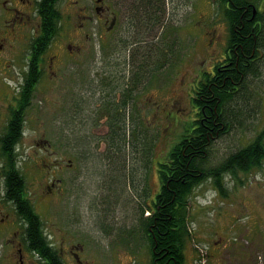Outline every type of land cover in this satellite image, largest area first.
<instances>
[{"label": "rangeland", "instance_id": "1", "mask_svg": "<svg viewBox=\"0 0 264 264\" xmlns=\"http://www.w3.org/2000/svg\"><path fill=\"white\" fill-rule=\"evenodd\" d=\"M74 1L65 0L62 4L64 20L67 19L70 23L74 20L77 7L74 6ZM86 1L88 0H79L78 4L81 5ZM166 1L169 11L168 15L165 14L163 17V19L166 16L169 18L166 27L169 23L180 26L186 19L191 21L194 30L186 24V29L192 31L190 34L179 27L175 34L172 35V32L166 34L164 40L166 45L172 42L173 52L180 54L183 52L182 60L176 62L174 70V66L169 62L168 64L171 63L173 67L169 66L167 69L164 67L163 70L157 71L156 77L160 76L163 84L156 79L153 81L154 86H151L152 83L150 86L146 84L143 93L145 97H139L138 106L141 108V102L150 95H152L151 99L158 100L161 104L176 95L172 110L177 108L183 111L182 106L186 105L188 111L184 114L186 117H191L194 110L191 102L195 87L193 79L201 78L199 69L207 66L212 58L217 57L210 55L209 59L205 53L208 38L202 36L200 29L197 28V24L201 23L202 19L199 11L206 12L208 9L211 12L209 6L212 7L211 3L215 5V2L209 0L210 5L207 7L204 0L202 3L200 0ZM109 2L112 6H118L115 0ZM126 2L131 4L133 0ZM124 16L120 14L112 35L113 41L122 44L120 52L122 56L114 54L116 48L113 45L110 47L105 43H99L96 38L91 42L90 54L86 55L87 44L83 42L82 52L76 58L80 64H84V71L80 73L82 81L80 80L76 85L70 69L68 73H64L61 88L55 83H48L45 92L46 114L42 116L48 121L47 137L52 142L53 148L59 150L61 143L62 156L66 160L73 157L74 147H78L81 165L77 172L80 186H75L74 191L68 192L62 200H57L56 197L50 199L45 213L41 214L45 225L44 231L47 234L51 233L50 239L54 238L57 244L61 238L78 241L82 247L81 249L80 245L78 246L80 255L85 259L86 264H150L140 202H144V207H147V202L150 200L148 195H151L147 193L156 190L158 178L154 174L155 171L152 172L151 165L144 169L145 160L143 162V158L139 156L142 154V151L138 150L140 145L137 146L132 133L128 131L131 122L127 113H125L128 128L126 135H129L130 140H125V144L123 142V146L126 147L125 153L115 156L112 149L109 156L113 157L115 160L113 163L117 165L107 167L101 162L103 158H107L104 157L105 152L95 147V152L92 153L89 147L93 143L100 148H107L110 144L111 147L114 140L109 135L112 133L120 136V130L111 129L109 126L106 137L96 136L93 128L102 125L105 118L97 116L96 121L88 111L92 110L96 101L101 99V88H98V85L100 81H104L105 73L109 72L111 64L115 65L123 59L126 63L123 83L130 80V71L127 69L131 68L132 64L127 65L126 54L129 52L128 49L130 51L132 49L129 42L124 44L125 42L120 39L131 32L130 27L124 25ZM219 20L220 18L216 16V21ZM69 29L71 30V26ZM103 29L102 26H98L93 31L100 35L103 34ZM84 30L80 29L82 40ZM160 32L161 29L157 28L155 35ZM223 45L220 44L221 47ZM261 50L258 73L254 77L249 76L252 98L248 99L246 104L239 103L240 100L236 98L228 105V113L238 115L239 121H235L233 125L237 129L212 141L208 151L209 162L206 165H214L222 155L226 156L232 150L245 146L264 126V44ZM218 52L219 49L215 54L218 55ZM167 55L168 60L173 57L171 52H167ZM186 59L188 61H185ZM185 68L189 70L185 72ZM167 75L171 76V80ZM183 77L185 81H181ZM67 80L69 81L66 82ZM83 96L86 99H82ZM76 99L85 102V104L80 103L81 109L77 115L73 110L77 103L74 104L73 101ZM138 106L135 103L133 109L139 110ZM242 106L251 110L250 118H243ZM66 109L68 111H65ZM144 116L146 117L143 118L144 122L149 125L147 133L159 132L158 138L154 141L155 146H159L157 147L159 151L165 150L164 146L167 143L165 139L168 141V137L163 126L167 119L162 114L154 119L152 113L148 114L146 111ZM61 122L63 123L62 139L59 133L56 134ZM169 128L173 129V125H169ZM126 138L128 139V136ZM116 145L113 147L119 150L118 138ZM121 161H123L122 165H118ZM247 170L249 172L239 173L238 183L231 184L233 187L230 186L225 197L216 194L214 189L209 188L208 183H203L192 191L187 204L189 208L187 228L190 236L185 242V264H264V221L261 218L264 213V158L260 165L252 166ZM71 175L68 173L67 177ZM68 189L71 191L72 186L69 185ZM62 205H64L63 210H61ZM74 207H78L79 211L77 212ZM69 210L77 213L71 214ZM147 213L148 211L144 209L143 215ZM224 248H226L223 254L225 259H222L220 252ZM240 250L245 251L240 252Z\"/></svg>", "mask_w": 264, "mask_h": 264}, {"label": "flooded vegetation", "instance_id": "2", "mask_svg": "<svg viewBox=\"0 0 264 264\" xmlns=\"http://www.w3.org/2000/svg\"><path fill=\"white\" fill-rule=\"evenodd\" d=\"M44 1L0 0V264H50L51 261L47 256H42L37 248L30 247L27 233L29 222L26 216L32 213L43 214L50 199L56 197L57 200H62L68 192L74 191L75 186H80V179L77 174L81 165L78 147H74L73 157L66 160L62 156L61 143L59 150L52 147L53 144L47 137L48 121L42 115L46 114L45 92L48 83H55L61 88L64 73H68L70 69L76 85L82 79L80 73L84 71V64H80L76 58L82 52L83 42L87 44L86 55L90 54L91 42L95 38L99 40V43H105L110 47L113 45L116 48L114 54L121 55L122 44L113 41L112 35L120 14L125 15L124 25L125 27L129 26L131 32H128L129 35L126 34L125 38L120 39L125 42L124 44L129 42L131 45L132 50L128 49L133 60L131 77L128 80L129 84L123 83L122 78L125 76L126 63L122 59L115 65L111 64V69L105 73L104 81L99 82L98 88H101V99L96 101L97 103L92 110L88 111L96 121L98 117L105 118L102 125L93 128L98 137H106L109 127H111L108 120L111 113L117 114L116 118L127 113L130 119H138V124L142 126V119L146 118L144 111L148 114L152 113L154 119L162 114L167 119L166 125H164L165 132L170 136L172 129L169 128V125H173L174 128L176 122L182 117L191 120L196 119L197 108L200 105L197 104L194 94L199 92L198 84L200 82L216 84L215 81L222 76L224 77L230 69L229 67L233 64V54H235L234 45L231 46L230 23L227 18H224V9L220 6L221 0H218L217 16L220 18L219 21L214 20L208 9L206 12L200 10L202 19L201 23H198V28H200L202 35L208 38L205 53L209 59L210 55L217 57L212 58L207 66L199 69L201 78L193 79L195 87L191 96V102L194 106L192 116H185L184 113L188 111L186 105L182 106L183 111L177 108L172 110L176 95L173 99L166 101L163 107L158 105L157 100L151 99L152 95H150L141 102V109L138 106L139 97H145L143 94L145 88L150 86L155 79L153 77L149 84L151 76L143 78V67L149 68L156 64L154 63V56L158 54L161 47L165 46L166 34L168 32H172V35L175 34L178 26L169 23L166 27L169 20L166 16L165 25H162L160 35H155L158 25L145 31L146 27L143 25L142 16H140L141 18L137 16L134 18L133 14L137 9H135L134 4L138 0H133L131 4L127 3L126 0H115L118 5L116 7L112 6L109 0H88L81 5L78 4L79 0H75L74 6L77 7L74 20L71 23L67 19L64 20L62 4L65 0H51L54 7L58 9V14H51L50 17H44L40 13V5ZM127 1L129 2V0ZM205 1L208 7L210 5L209 0ZM262 1L264 2V0L259 2ZM221 2L223 3V1ZM246 4L251 7V17H255L254 23H257L258 29L262 30L264 5L261 4L258 9L257 3L252 0L247 1ZM226 6L229 7L228 2H226ZM209 8L211 7L209 6ZM168 13L169 11L164 6L162 18ZM259 14H262L261 17ZM186 24L192 27L191 21L185 19L179 28L190 34L191 31L186 29ZM70 26L71 30L69 29ZM98 26L104 28L103 34L99 35L93 31ZM80 29H85L83 40ZM222 43L224 44L223 47L220 46ZM218 49L219 52L216 55ZM257 51V58L259 59L262 52L261 47H258ZM144 54H153L152 64L143 63ZM181 60L180 57L178 61ZM245 60L252 62L253 58L249 59L248 57ZM188 70L189 68H185V72ZM168 79L171 80V78ZM181 81H185V77ZM146 84L149 85L144 87ZM82 99H86V97L83 96ZM73 102L74 104L77 102L73 109L75 110L74 114L77 115L81 109L80 103L85 104V102L79 99ZM135 103L140 113H138L139 110L133 109ZM205 107L206 104L204 103L201 107L203 115L200 119L202 122L206 120V114L203 113ZM180 115L181 117H179ZM59 125L56 134L59 133L62 139L63 123L61 122ZM236 129L237 127L229 123L228 127L216 131L215 135H211L212 138L203 149L206 163L209 162L208 151L212 141ZM176 132L172 133L170 140L177 139ZM109 136L114 140L112 148L109 147L111 144L107 148H100L95 143L89 145L92 153L95 152V147L105 152L104 157L107 158H103L101 162L107 167L117 165L113 163L115 161L113 157H109L112 149L115 156L124 154L126 150L119 139L120 149L117 150L116 147H113L117 146L118 137L114 136L113 138L111 134ZM165 146L168 147V144L166 143ZM238 150L239 148L220 157L218 161L220 166L216 170L219 176L225 172L238 175L237 164L232 162L227 166L224 165L226 162L230 163V154ZM139 156L142 157L143 155L139 154ZM153 161L154 158L151 162L153 163ZM122 163L123 161L118 165H122ZM68 173L72 175L67 177ZM11 177L16 178L19 182L16 191H11L12 186L9 183ZM113 178L115 180V176ZM69 185L72 186L71 191L68 189ZM63 208L64 205L61 206V210ZM74 208L77 212L79 211L78 207ZM76 211L69 210L71 214L77 213ZM263 215L261 218L264 221ZM74 240L61 238L58 240V244L54 238L50 240L49 246L57 249V254L54 256L58 264H86L79 251L82 247L78 241ZM218 241L220 242L221 238ZM225 249L220 252L222 259H225L223 257Z\"/></svg>", "mask_w": 264, "mask_h": 264}, {"label": "trees", "instance_id": "3", "mask_svg": "<svg viewBox=\"0 0 264 264\" xmlns=\"http://www.w3.org/2000/svg\"><path fill=\"white\" fill-rule=\"evenodd\" d=\"M221 1L220 5L224 9V16L230 23L231 46L234 45L236 56L233 54V64L224 77L222 76L215 81L216 84H203L201 82L198 84L199 92L195 94V100L200 106L197 108L196 119H181L176 122L170 136L166 135L168 141L171 143L174 141V144L159 151L157 148L159 146H155L154 143L159 132L156 134L147 133L148 127L145 122H142L141 126L138 124V119H130L129 130L124 113L118 118H116L117 114L111 113L108 118L111 129L120 130L121 137L117 134L111 133V135L113 138L117 136L122 144L123 142L125 144V140H130L129 135H126L127 129L132 133L133 140L137 142V146L140 145L138 150L142 151V154L145 152L141 157L143 162L145 160L144 169H147L146 167L149 165H151V169L154 167L160 184V190L156 193L154 202L152 201V205L149 207V215H143L146 207H144V202H140L144 237L151 256L150 264H184L183 250L185 242L190 236L187 228V204L192 191L208 176H212V184L214 188L221 191V194H224L226 189L216 171L219 166L206 165L207 161L204 160L206 158L203 156L204 146L212 138L211 135L217 133L216 131L228 127L229 123L234 125L235 121H239L238 115L232 112L228 113V105L231 101L237 98L240 100L239 103L244 102L246 104L247 100L252 98L250 97L251 79L249 76L254 77L258 73L257 48L264 44V24L263 29L260 30L257 23H254L255 17H251V7L246 4L249 0ZM44 2L40 5L41 15L50 17L51 14H58V9L54 7L51 0ZM226 2H228L229 7L226 6ZM134 5L135 9L137 8L133 13L134 18L142 16L143 25L146 27L145 31L162 23L164 0H138ZM259 15L261 17L262 14ZM160 55L163 59L160 58L161 60L154 67L155 69L162 67L167 62L165 54L160 51ZM247 56L249 59L253 58V61L245 60L248 58ZM152 71V67H143V76H148ZM229 88L230 90H228ZM129 93L131 94V92ZM204 103L206 107L203 109V113L206 114V120L202 122L200 119L203 115L201 107ZM242 111L244 113L243 118L251 117V110L242 106ZM173 131H177V139H172V141L170 139ZM168 141L165 139V142L169 144ZM263 149L264 126L253 140L237 152L230 154V163L226 162L224 165L227 166L233 162L237 164V169L247 172V169L252 167V163L254 165L261 164L260 162L264 157ZM152 156L154 158L153 163L151 162ZM9 183L12 186L11 191H16L19 184L18 180L11 177ZM26 217L29 222L27 233L30 247L37 248L42 256H47L51 261L50 264H58L54 256L57 254V250L49 246L50 242L44 235L43 220L37 213L28 214Z\"/></svg>", "mask_w": 264, "mask_h": 264}]
</instances>
